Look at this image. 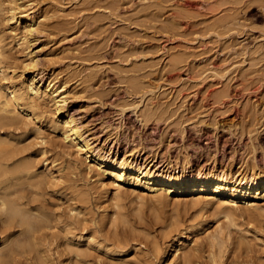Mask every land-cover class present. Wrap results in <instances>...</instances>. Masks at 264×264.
Returning <instances> with one entry per match:
<instances>
[{"label": "rangeland", "instance_id": "rangeland-1", "mask_svg": "<svg viewBox=\"0 0 264 264\" xmlns=\"http://www.w3.org/2000/svg\"><path fill=\"white\" fill-rule=\"evenodd\" d=\"M22 1L28 14L44 13L47 19L31 47L40 60L37 78L65 85L68 113L94 137L97 150L141 153L139 161L144 153L168 166L186 155L195 166L217 161L236 168L255 160L264 165V0ZM19 19L8 23L0 17V33L13 56L14 79L23 83L37 72L24 66L26 51L16 45L12 29L27 24ZM43 107L45 114L53 113L50 105ZM35 122L47 142L36 135L34 122L2 134L38 171L57 165V174L63 165L66 176L39 188L32 208L42 206L68 222L76 204V234L95 231L114 239L119 229L120 237L131 241L127 256L91 247L93 263L176 264L167 237L177 227L194 225L184 244L194 247V264H264V209L243 206L227 218L218 210H201L188 196L157 201L126 190L111 201L112 189L81 165L76 149L69 146L68 155L63 153L52 145L59 136L50 124L44 118ZM69 184L76 186L77 199ZM25 192L34 196L29 187ZM62 235L44 243L54 263L73 264L65 245L77 240ZM214 235L221 244L212 243ZM28 255H19L17 264Z\"/></svg>", "mask_w": 264, "mask_h": 264}, {"label": "bare ground", "instance_id": "bare-ground-1", "mask_svg": "<svg viewBox=\"0 0 264 264\" xmlns=\"http://www.w3.org/2000/svg\"><path fill=\"white\" fill-rule=\"evenodd\" d=\"M24 4L22 0H0V17L6 22H18L19 17L27 21L22 28L16 27L12 31L16 45L26 51L24 66L37 72L23 83L16 82L14 78L17 74H14L16 70L12 66L14 62L10 61L13 56L6 50L3 34L0 33V221L5 233L0 244H6L0 247V264H17L19 255L26 253L29 255L24 259V264H32V260L37 264H57L54 263L44 240L52 238V241H57L59 236L61 238V233H64L62 239L77 240V243L65 245L69 256L67 259L73 264H95L91 247L103 249L106 255L117 253L121 256H127V250L133 247L128 236L123 234L120 237L119 229L114 233L118 239L99 236L95 231L76 234L75 222L77 214L80 213L77 212L76 204L69 210L72 221L68 222H64L61 216L50 214L42 206L32 208L39 188L47 183L57 185L66 176L63 165L57 168V174L53 170L57 165L38 171L31 159L19 156L23 151L14 145L13 140L2 134L8 128H20L34 122L36 135L43 142H47V138L40 135L41 127L35 122V118H44L55 131L54 135L59 136V139L53 137L54 147H60L67 155L66 147L76 149L81 165L87 164L89 173L93 171L97 175V181L103 188L112 189L113 195L109 198L111 201L123 197L126 190L136 196L150 194L157 201L169 202L188 196L194 204L200 205L201 210H218L227 218L236 216L243 206L251 210L264 209V165L258 160L236 168L222 167L217 161L210 165L199 163L195 166L196 163L191 162L190 155H186L184 161H168V166L158 163L155 156L151 158L144 153V161H139L141 153L136 157V152L118 155L111 152L103 154L100 149L97 150L92 141L94 137L88 138L89 134L78 119L68 113L69 92L65 85L57 86L52 82L44 84L43 78H37L40 75V60L38 53L31 47L37 44L36 35L44 31L47 19L44 13L28 14ZM31 12L36 11L31 9ZM2 80H7V83H2ZM45 105L53 108L52 114H45ZM75 167L77 168L76 164ZM27 187L34 196H29L28 190L25 192ZM74 187L76 186L69 184L67 189L71 188V198L77 199V189ZM80 193L82 192L79 191V195ZM108 214L109 212V217ZM109 218L113 220V217ZM54 221L57 222L56 225L53 224ZM60 222H64L63 228H58ZM54 226L57 231L53 230ZM193 228L194 225L177 227L167 237V249H175L172 261L176 264L195 263L194 247L184 246ZM46 229L52 232L48 233ZM214 236L212 243H219L217 235ZM80 241H84L87 246L80 245ZM134 248L137 249L136 246ZM114 262L133 264L128 259Z\"/></svg>", "mask_w": 264, "mask_h": 264}]
</instances>
